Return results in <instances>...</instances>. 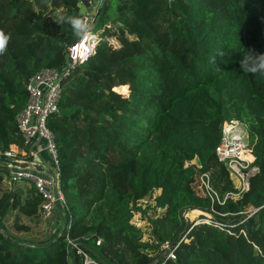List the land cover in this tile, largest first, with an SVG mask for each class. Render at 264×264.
<instances>
[{"label": "trees", "instance_id": "obj_1", "mask_svg": "<svg viewBox=\"0 0 264 264\" xmlns=\"http://www.w3.org/2000/svg\"><path fill=\"white\" fill-rule=\"evenodd\" d=\"M79 1L0 0L10 37L0 55V153L23 149V84L64 64L76 35L54 20L80 17ZM96 23L93 52L61 78L46 120L63 200L42 237L17 236L30 232L23 218L41 221L40 197L31 185L24 194L1 187L0 154V264H264V76L239 65L249 49L264 53V0H104ZM230 118L246 125L258 172L239 198L218 204L198 177L208 173L220 198L234 192L213 153ZM248 206L256 210L243 214ZM164 244L174 259L159 257Z\"/></svg>", "mask_w": 264, "mask_h": 264}, {"label": "built area", "instance_id": "obj_2", "mask_svg": "<svg viewBox=\"0 0 264 264\" xmlns=\"http://www.w3.org/2000/svg\"><path fill=\"white\" fill-rule=\"evenodd\" d=\"M104 0H80L82 14L81 19L90 26V32L94 39L83 40L76 38L64 47L66 61L59 67H44L27 77L23 84L25 92V104L15 116V126L22 141L23 149L18 151H4L0 153L3 159L15 161L24 166H15L9 162H3L8 172V181H24L29 183L34 194L40 197L39 216L42 221L52 222L55 219V204L52 195L53 182L44 172L36 170L32 165L41 166L37 156V143L42 142V148L46 152L50 170L57 175L58 158L53 135L46 126L47 117L57 111L61 78L74 66L83 63L93 52L98 40L94 32L96 17ZM216 160L221 163L234 183V192L226 193L221 198L211 188L208 173L199 174L198 181L210 201L223 204L226 198L237 199L248 189L249 177L258 172L257 166L253 165V156L249 146L246 125L235 119H226L220 125L219 140L213 148ZM22 157H19V155ZM57 187L56 196L62 202V194ZM256 209L253 208L252 214ZM211 214L224 216L213 209ZM206 215L207 218L212 217ZM250 215V214H247ZM242 218L241 221H244ZM200 220H195V223ZM243 233V231L241 230ZM98 241H96V244ZM159 257L164 256L174 259L170 245L164 244ZM158 257V258H159ZM89 262L85 257L84 264Z\"/></svg>", "mask_w": 264, "mask_h": 264}, {"label": "clouds", "instance_id": "obj_3", "mask_svg": "<svg viewBox=\"0 0 264 264\" xmlns=\"http://www.w3.org/2000/svg\"><path fill=\"white\" fill-rule=\"evenodd\" d=\"M54 22L58 25L68 23L71 25L74 35L83 40H92L94 37L90 32L88 23L79 16L59 15ZM10 37L0 30V55L5 54ZM243 72L253 75L259 73L264 76V53H258L255 49H249L248 53L241 56L239 60Z\"/></svg>", "mask_w": 264, "mask_h": 264}, {"label": "rangeland", "instance_id": "obj_4", "mask_svg": "<svg viewBox=\"0 0 264 264\" xmlns=\"http://www.w3.org/2000/svg\"><path fill=\"white\" fill-rule=\"evenodd\" d=\"M64 1L66 2L67 0H64ZM71 1H72V0H71ZM68 2H69V1H68ZM64 11L67 12L66 9H64ZM49 15H50V12L44 14L43 17H47V16H49ZM96 24H97V23H96ZM97 26H98V25H96V26L94 27V32H95ZM64 61H66L65 58H64ZM115 90H116L117 92H119L120 94H123V95L126 94V86H125L124 88L117 87V88H115ZM14 150H15V148H14ZM192 163H196V161L193 160ZM56 185H57V184H56ZM1 187H2V188H6V189H17V190L21 191L22 194H24L25 191L30 187V184L27 183V182H24V181L10 182V181H8V180L5 178L4 181H3L2 184H1ZM141 204H142V203H141ZM143 204H144V202H143ZM252 209H253V207H251V206L246 207V208L244 209V211H243V214H251L250 211H251ZM150 211H151V210H150ZM150 211H148V213L151 214V215H152L153 213H154V214H158V213L161 212L160 209H157V210L154 211V212H153V211L150 212ZM184 216H185L186 218H188V219H191V218H192V219L197 218V217H196V214H195L194 212H192V213H185ZM40 220H41V219H40ZM133 221H134L135 223H137L138 225H140V227H141V235H142V238H143V239H146V238L148 237V235H149V228L146 227L144 220L140 219L139 216L136 214V215L133 217ZM42 226H44V230H48V232H50V231L53 230V227L50 226L49 223H48L47 221H42V220H41V227H42ZM47 227H51V229H46ZM42 236H43V234H41V237H42ZM149 254H150V255H154L155 253H153V252L151 253V252H150Z\"/></svg>", "mask_w": 264, "mask_h": 264}, {"label": "crops", "instance_id": "obj_5", "mask_svg": "<svg viewBox=\"0 0 264 264\" xmlns=\"http://www.w3.org/2000/svg\"><path fill=\"white\" fill-rule=\"evenodd\" d=\"M40 143H37L38 145V149H37V156L38 159L40 161L41 167L44 168V170H50V162H49V158L46 154V152L43 150L42 148V142L39 141ZM19 150V149H16ZM15 151V150H14ZM22 221L24 223H29L31 226L30 232L29 233H19L17 234V236L22 237V238H27V237H39L41 236V234L43 232H46L44 230V226L41 227V221L38 222H30L29 220H27L26 218H23Z\"/></svg>", "mask_w": 264, "mask_h": 264}, {"label": "water", "instance_id": "obj_6", "mask_svg": "<svg viewBox=\"0 0 264 264\" xmlns=\"http://www.w3.org/2000/svg\"><path fill=\"white\" fill-rule=\"evenodd\" d=\"M2 162H9L10 164L12 165H15V166H24V164H18L17 162L15 161H9V160H5V159H1ZM36 170L38 171H41V172H44L46 173L52 180L53 182V187H52V195H53V198H54V204H55V209L56 211H61L62 209V205H61V202L58 200L57 196H56V191H57V187H56V184H57V179H56V176L55 174L51 171V170H44V168H42L41 166H37L35 164L32 165ZM189 224V221L188 220H185V225H184V228L182 231H184L187 226ZM173 244V242H172Z\"/></svg>", "mask_w": 264, "mask_h": 264}]
</instances>
